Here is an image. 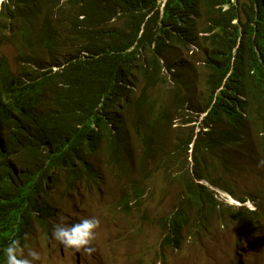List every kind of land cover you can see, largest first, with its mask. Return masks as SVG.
Returning <instances> with one entry per match:
<instances>
[{
	"label": "trees",
	"instance_id": "obj_1",
	"mask_svg": "<svg viewBox=\"0 0 264 264\" xmlns=\"http://www.w3.org/2000/svg\"><path fill=\"white\" fill-rule=\"evenodd\" d=\"M4 21L0 37L17 42V69L0 54V264L12 240L20 242L17 257L33 227H51L56 211L46 194L54 173L65 171L66 191L75 180L98 177L103 156L120 166L127 131L142 141L141 161L148 157L160 169L180 165L190 143L193 158L202 149L209 159L229 149L224 159L233 160L231 148L248 142L264 161V0H6ZM175 47L201 54L197 90L174 71L171 86L181 113L187 103L202 116L195 138L167 148L160 142L166 126L157 123L168 120V109L154 88L163 67L176 63ZM136 78L150 81L132 98ZM195 170L179 179L180 203L221 209L215 192L193 179ZM132 192L139 199L147 186L136 183ZM254 202L223 210L257 224L264 202ZM187 221L181 205L166 216L164 241L179 245Z\"/></svg>",
	"mask_w": 264,
	"mask_h": 264
},
{
	"label": "rangeland",
	"instance_id": "obj_2",
	"mask_svg": "<svg viewBox=\"0 0 264 264\" xmlns=\"http://www.w3.org/2000/svg\"><path fill=\"white\" fill-rule=\"evenodd\" d=\"M0 24L7 26L8 21ZM13 40L12 36L0 37V54L16 71L17 42ZM186 50L184 47L172 49L170 56L176 63L170 69L163 67V80L154 88L164 98L168 109V120L157 123L166 126L160 142L167 148H173L179 140L186 145L191 134L195 138L202 116L192 111L187 103L181 113L172 91L173 71L177 77L186 75L188 84L195 90L202 77L200 52L194 47ZM148 81V78H136L129 96L133 98L139 87ZM192 146L193 143L188 145L187 156H180V165L171 164L160 169L148 157L141 161L142 141L135 132L127 131L120 166L110 167L102 155L103 158L98 160L100 175L91 181L75 180L66 191L62 186L65 179L60 176L65 171L57 170L49 185L50 193L46 194L56 211L50 218L51 227H33L25 244L15 251L18 259H27L31 264H264V217L257 224H249L235 220L223 210L242 204L255 208L254 201L264 202V165L254 147L248 142L245 146L232 147L237 150V158L225 160L224 155L230 152L229 149L219 151L213 159H209L212 155L202 149L193 158ZM203 157L207 159L203 160ZM194 165L196 177L193 179L215 192L212 197L219 200L221 209H211L208 203L189 207L180 203L183 192L179 179ZM199 175L202 177H197ZM203 176L212 177L222 188L234 186V189L214 187ZM136 183L147 186V192L139 199L132 192ZM73 186L76 187L72 189ZM235 196L250 199L240 202ZM124 200L126 207L120 205ZM180 205L186 210L188 221L181 242L175 246L164 241L162 224L164 218ZM92 217L97 218L100 225L92 244L95 251L90 255L66 249L53 238L55 225H73ZM36 253H39V259L33 258Z\"/></svg>",
	"mask_w": 264,
	"mask_h": 264
},
{
	"label": "clouds",
	"instance_id": "obj_3",
	"mask_svg": "<svg viewBox=\"0 0 264 264\" xmlns=\"http://www.w3.org/2000/svg\"><path fill=\"white\" fill-rule=\"evenodd\" d=\"M5 2L6 0H0V7H2ZM261 164H264V161H261ZM99 225L100 221L95 217L82 219L80 222L73 225L60 223L54 226L52 236L66 249H73L75 252L83 251L85 254L90 255L95 251L92 244L96 239V229ZM19 244V240L14 239L5 248L6 264H31L29 260L17 259L16 255H14V246L18 247ZM30 254H32L31 251ZM33 258L39 259V253L34 254Z\"/></svg>",
	"mask_w": 264,
	"mask_h": 264
}]
</instances>
